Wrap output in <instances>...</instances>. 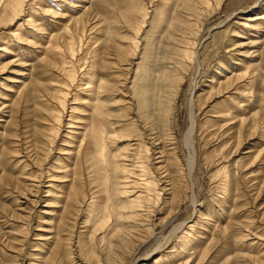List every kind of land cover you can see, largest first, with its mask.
<instances>
[{
	"label": "rangeland",
	"instance_id": "obj_1",
	"mask_svg": "<svg viewBox=\"0 0 264 264\" xmlns=\"http://www.w3.org/2000/svg\"><path fill=\"white\" fill-rule=\"evenodd\" d=\"M0 3V264H264V0ZM61 55L106 85L114 164L85 162L86 85L48 110Z\"/></svg>",
	"mask_w": 264,
	"mask_h": 264
},
{
	"label": "bare ground",
	"instance_id": "obj_2",
	"mask_svg": "<svg viewBox=\"0 0 264 264\" xmlns=\"http://www.w3.org/2000/svg\"><path fill=\"white\" fill-rule=\"evenodd\" d=\"M5 1H7V3H6L5 6H3V9H2V15L3 16L1 17V19L2 20L6 19L4 22L5 23H9V22H11L13 20L15 21L16 18L20 17L24 13L23 8L25 6H28V4H26L27 2H30L32 4V5L30 4L31 6H33V5L38 6L43 1H51V0H5ZM53 4L54 3L50 4L51 5L50 8H52ZM0 5H2V3H0ZM75 7H77V6H75ZM0 10H1V8H0ZM36 13H38V12L35 11V14ZM43 13H46V10H44ZM55 13H56V11L52 12V14L56 15ZM24 22L32 30H36V29L39 30V31L41 30V29H39V26L36 25V22H34L31 18L26 19ZM24 22L23 23L18 22L17 30H19V29H21V27H23ZM244 25H246V24H244ZM246 26H248V24ZM19 33L20 32H18V34H15V38L16 39H19ZM69 34H70V32H69ZM69 38L70 39H69V41H67V45H65L66 46L65 47V51H67V53H69V55H71V57H74L75 56V52L77 50L76 42L74 41L73 37H69ZM75 38H78V37L76 36ZM52 46L53 45L51 44L49 49L52 48L53 50H55V49H57L58 51L61 50L60 48H57V46H55V48H53L54 46L53 47ZM186 54L187 53H185V55ZM187 56H188V58L190 57L189 54H187ZM70 60L67 59L65 55H61V57H60V60H59V66H60V69H61L60 70V74L64 73V75H59V77L62 76L61 77L62 79L59 78L58 80H56V84L61 86V88H55V92L52 95L53 99L55 100L57 105H53V104L49 105L48 106V110L51 111V113L53 114V117H54L55 121L60 123V121L62 120L61 119L62 118L61 117L62 113L60 111H65V107H66L67 102H68L67 99H68V97L71 94L70 90L73 89V91L75 92L73 94V97L71 96V99L73 98L72 101H74V103H76V102L79 101V99L77 98V95L79 93H81V91H79L80 88H82V86L84 87L86 85L85 88L82 89V91L88 89V92L90 91V94L93 97V98H91L92 99L91 102L94 101L93 104H92L93 106L91 105V103H90L89 106H90V108H92L91 109L92 112L94 111L93 115L95 116V120L96 121L92 122L91 127L89 128V138H88L87 144L84 146V156L86 158V161H85L86 164H89L93 168V171H94V168L96 166H97V168L100 167V165L102 163L103 164H110V162H111V164H114V163H112L111 157L108 155L109 153L106 152V150H107L106 140L108 138H110L111 134H114V132L109 133L110 131L107 129V125L101 119V117L103 116V113L101 112L100 109H98V107H99L98 106V101H101V100L96 97V93H95L96 91L97 92H105L106 91L105 90L106 85L104 84V82L100 81L99 77L96 76V74H97L96 72L97 71H94V70H92V72H87V73H82L81 74V76L79 77V81L80 80L82 81V79H84L86 76L91 77V78H89L87 83L81 84L79 81L76 80L77 79L76 78L77 72H75V68H73L74 65H73L72 61H70ZM77 61H78L77 63H79L81 60L78 59ZM97 80L99 81L98 83H97ZM247 84L248 83H246V85ZM241 105L243 106V104H241ZM241 105H240V107H241ZM76 110H77L76 107H74V109L71 108L70 112L73 113V111H76ZM89 118L91 119V117H89ZM69 119L72 120L71 116H70ZM90 147H94L96 149V151L94 153H92ZM117 166H119V165H117ZM117 168L121 169L120 166L117 167ZM151 184H152L151 182H148V186H150ZM48 192L50 193L51 191H48ZM141 201H142L141 197H139V196L135 197L133 199V201H128V204H129L128 208L132 209V208L136 207L139 203H141ZM93 202L91 204H93ZM122 208L123 209H127L125 206H123V207H121V211L120 210L119 211H113V216H114V219H115L114 223L115 224H118L119 223L118 221H120V220L133 219V217L135 216V215H132V213L130 211L127 212V213L122 212ZM92 213H93V215H91L90 213L89 214L92 217H94V220L96 222H99V225H100V223L104 222L105 219H110L109 212L107 211L106 208L101 206V204H98V208H96ZM91 216H90V221H92V219H91L92 217ZM90 221H89V223H90ZM116 222H118V223H116ZM191 238H192V234H190V233H187V234L183 235V237L181 239V242H180V244H181L180 249L182 247L187 249V247L189 246V242L192 241ZM182 251H183V249H182Z\"/></svg>",
	"mask_w": 264,
	"mask_h": 264
}]
</instances>
